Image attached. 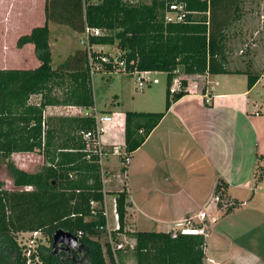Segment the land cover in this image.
Here are the masks:
<instances>
[{
	"label": "trees",
	"instance_id": "16d2710c",
	"mask_svg": "<svg viewBox=\"0 0 264 264\" xmlns=\"http://www.w3.org/2000/svg\"><path fill=\"white\" fill-rule=\"evenodd\" d=\"M241 1L45 0V23L16 41L17 47L32 43L40 64L28 69H0V163H7L15 188L6 189L0 181V264H27L28 258L34 264L35 256L43 264H64L49 247H40L37 254L26 257L16 240L19 233L38 231L51 244V235L57 229L74 234L87 247L91 264H117L110 243L102 246L90 235L106 223L98 147H86L98 140L94 117L44 116L49 106L73 105L85 110L94 106L87 51L76 48L54 66L49 24L67 26L78 36L86 26L99 28L102 35L91 37L90 43L115 45L122 51L128 73H166L164 111L124 112V151L128 158L172 102L187 93L186 79L180 80L179 91L170 90L179 67L185 75L241 73L227 68L224 53L227 31L237 20ZM171 5L182 7L185 15L181 20L166 19ZM105 68L106 72L112 70L109 64ZM245 74L251 88L259 76L251 71ZM32 95L40 96L38 104L29 103ZM86 132L93 135L89 141L83 138ZM16 152H38L42 165L35 172L24 171L8 161ZM122 155L119 158L124 163ZM261 172L259 177L264 174ZM224 187L222 180L215 186L219 198ZM127 204L125 190L115 193L119 227L111 233H126L135 239V264H203V236L180 232L172 236L171 231L129 232L124 228Z\"/></svg>",
	"mask_w": 264,
	"mask_h": 264
},
{
	"label": "crops",
	"instance_id": "0c3cea01",
	"mask_svg": "<svg viewBox=\"0 0 264 264\" xmlns=\"http://www.w3.org/2000/svg\"><path fill=\"white\" fill-rule=\"evenodd\" d=\"M245 13L256 17L254 24L244 22L238 12L231 26L240 22L241 28L264 32V7L259 13ZM45 21V0H0V69L40 64L32 43L17 47L16 41ZM14 52H21L18 64L10 65ZM238 71L200 74L205 88L188 83L187 93L172 102L126 166L118 154L125 152L124 112H161L165 103L162 110L152 108L156 103L148 97L141 108L123 110L117 100L104 109L95 102L93 107L111 117L102 125L99 144L116 150L102 161L105 208L108 192L113 193L114 209L115 193L125 190L124 228L129 232H168L187 222L199 226L197 214L205 212L203 264H264V174L259 177L264 172V112L258 104L264 75L248 88L246 70ZM219 180L226 183L221 198L215 194ZM131 242L135 244L132 237Z\"/></svg>",
	"mask_w": 264,
	"mask_h": 264
},
{
	"label": "rangeland",
	"instance_id": "374dc122",
	"mask_svg": "<svg viewBox=\"0 0 264 264\" xmlns=\"http://www.w3.org/2000/svg\"><path fill=\"white\" fill-rule=\"evenodd\" d=\"M144 3H148L150 0H140ZM264 0H242L238 9L239 14L242 13L243 18L247 23H255L256 17L246 16L245 12L255 11L259 13L263 9ZM238 14V15H239ZM246 14V13H245ZM175 16V14H171ZM235 22V21H234ZM243 28V29H242ZM232 27L231 25L227 31V39L225 42L224 53L227 59V68L230 70H246L251 71L252 74L256 76L264 75V32H254L250 29H245L246 27ZM10 43V40H7ZM50 44L52 51V64L56 66L57 64L64 61V59L71 54L76 48H83L80 44V36L76 35L72 30L67 26H62L59 24H52L50 31ZM112 45L110 47H105V50L112 53ZM21 53V52H20ZM17 52L12 53L9 56V64L17 65L18 62L15 60L18 55ZM246 60L247 62L246 67ZM29 63V60H28ZM232 77V76H230ZM149 78L156 79V82H151L149 85L141 91L136 90V80L132 75H124L120 73H102L96 72L92 75V91L94 96V102L96 108H107L117 100L120 108L123 110L130 108H141L140 103L144 101L145 98L150 97L151 100L155 101V105L152 108H159L162 110V107L165 103V90H166V73L165 72H152L149 75ZM181 79H186L187 84L199 85L202 88H205L206 82L203 77L199 74L194 75H185L183 73L182 67H179L178 71L175 73L171 85H175V91H179L181 88ZM235 82L236 78H230ZM264 84V79L261 85ZM261 87V86H259ZM171 89V88H170ZM262 88H259V91ZM172 91V90H171ZM40 101L39 95H32L29 99V103L38 104ZM157 101L160 105L157 104ZM94 104V106H95ZM258 104L262 105L264 112V92L258 99ZM93 106V107H94ZM160 106V107H159ZM85 110L86 111H93ZM95 113V112H92ZM98 115L102 114L101 111L97 110ZM70 116L73 115L72 112H69L64 105L59 106H49L45 108L44 116ZM92 145H89L91 148ZM102 147V146H101ZM103 149H106L103 147ZM113 148H110V150ZM107 150V149H106ZM104 156L102 157V161ZM8 161H11L16 167L28 171L35 172L42 165V156L38 152L26 153V152H16L11 155ZM101 173H103L102 162L100 163ZM113 177V173L110 175ZM113 179V178H112ZM0 181L3 183V187L9 190L15 189L12 185V180L8 175L7 163H0ZM107 206L106 210L108 212V222H109V231L105 227L104 230H94L91 233L93 239H97L102 246L105 242H109L112 249H115L114 256L117 261V264H135V257L132 253V248L134 244H131V236H128L126 233L113 234L117 221L114 219L113 207H112V196L113 193L108 192ZM96 206L95 203H93ZM105 209V206H104ZM116 239H115V237ZM16 240L20 246H22L23 255L30 257L31 253L37 254L40 247L51 248L48 237L42 234L41 232H22L16 235ZM118 243L122 244L120 252L116 250V245ZM90 259V256H89ZM89 262L88 258L86 260ZM27 263L31 264V259H27ZM34 264H43L38 256H35ZM88 264V263H87Z\"/></svg>",
	"mask_w": 264,
	"mask_h": 264
},
{
	"label": "built area",
	"instance_id": "2783aa9c",
	"mask_svg": "<svg viewBox=\"0 0 264 264\" xmlns=\"http://www.w3.org/2000/svg\"><path fill=\"white\" fill-rule=\"evenodd\" d=\"M130 1H135V0H130ZM170 11H168L166 13V19L168 21H175V20H181L185 13L182 11V7L180 6H176V5H171L170 6ZM171 14H175V16H171ZM102 35V31L99 28H95V27H85V30L83 32V34L80 36V44L81 46L87 51L88 54V66H89V72L90 75L92 76L94 73L96 72H102V73H120V74H124V75H132L135 77L136 80V90H143L145 88V86L149 85L151 82H156V79H151L149 78V75L153 72V71H135L132 73H128L126 71V65H125V60L122 58V51H120L118 48H116V46H112L114 49L112 51V53H110L109 51L105 50V47H110L111 45L108 44H91L90 43V38L91 37H95V36H100ZM94 54H98V56H94ZM105 64H109L111 65V71L106 72V68H105ZM170 90L175 91V87L174 85L170 86ZM66 108L69 112H72L73 115L70 116H93L95 123H96V133L98 136V140L96 143H94V145L87 143V148H89V145L92 146H96L98 147V154L100 156V163L102 162V157L106 156L108 154L113 153L114 151H116L115 149H111V150H104V152L102 151L103 147H101V145L99 144V133H101L102 130V125L106 122H108L111 117L109 115L106 114H100L98 115L97 111L94 109L93 111H86L84 112L83 109L81 107L78 106H73V105H66ZM95 112V113H92ZM255 114L257 115L258 112L255 111ZM93 135L91 134V132H86L83 134V138L86 139L87 141H89L91 139ZM112 151V152H109ZM119 151V155H120ZM122 157L125 159V162L123 163L124 165L127 163L128 158L126 157L125 152L122 153ZM92 206L93 203H92ZM103 216L106 220V223L104 226H98L97 228L99 230H104L106 226H108L106 229H108L109 231V222H108V212L106 210V208L103 211ZM113 216L115 221H117V224L115 226V229H118L119 225H118V215L116 212V208L113 209ZM205 212L200 211L197 214V218L202 221V224L199 226H194L192 224H190L189 222L187 223H183V227L179 228V229H175L172 230V236H176L177 232H180L182 234H194V235H201L204 238V241L206 239V237L208 236V229H207V223H205ZM34 233H37V231H35ZM110 233V231H109ZM122 248V244L118 243L116 245V250ZM204 252H205V242L201 245L200 247ZM112 251L114 252L115 249H112ZM29 264V263H27Z\"/></svg>",
	"mask_w": 264,
	"mask_h": 264
},
{
	"label": "flooded vegetation",
	"instance_id": "af4514ba",
	"mask_svg": "<svg viewBox=\"0 0 264 264\" xmlns=\"http://www.w3.org/2000/svg\"><path fill=\"white\" fill-rule=\"evenodd\" d=\"M51 254L64 264H91L88 249L86 246H83V248L81 249L75 250L67 249V247H62L57 251L51 250ZM87 258L89 262L86 261Z\"/></svg>",
	"mask_w": 264,
	"mask_h": 264
},
{
	"label": "water",
	"instance_id": "95a60500",
	"mask_svg": "<svg viewBox=\"0 0 264 264\" xmlns=\"http://www.w3.org/2000/svg\"><path fill=\"white\" fill-rule=\"evenodd\" d=\"M62 247L75 250L83 248V244L74 234L57 229L51 235V250L57 251Z\"/></svg>",
	"mask_w": 264,
	"mask_h": 264
}]
</instances>
